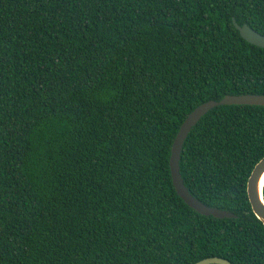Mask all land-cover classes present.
Instances as JSON below:
<instances>
[{"label":"trees","instance_id":"trees-1","mask_svg":"<svg viewBox=\"0 0 264 264\" xmlns=\"http://www.w3.org/2000/svg\"><path fill=\"white\" fill-rule=\"evenodd\" d=\"M264 0H0V264H264L248 179L264 106Z\"/></svg>","mask_w":264,"mask_h":264},{"label":"water","instance_id":"water-1","mask_svg":"<svg viewBox=\"0 0 264 264\" xmlns=\"http://www.w3.org/2000/svg\"><path fill=\"white\" fill-rule=\"evenodd\" d=\"M236 29L240 35L250 44L264 48V35L250 27L248 24L239 25L235 18L233 19ZM222 105H254L264 106V95L245 94L228 95L222 100H210L195 108L182 124L172 146L170 157V169L173 185L180 197L191 208L202 215L213 216L215 218H235L236 215L220 208L209 206L198 198L193 196L186 187L180 171V160L184 142L191 132L192 128L198 124L201 118L211 109ZM248 198L255 216L264 224V157L255 165L247 184ZM196 264H232L230 261L211 257L197 262Z\"/></svg>","mask_w":264,"mask_h":264}]
</instances>
